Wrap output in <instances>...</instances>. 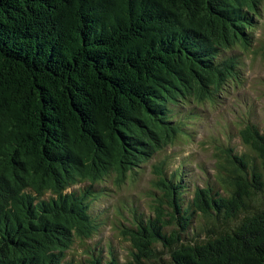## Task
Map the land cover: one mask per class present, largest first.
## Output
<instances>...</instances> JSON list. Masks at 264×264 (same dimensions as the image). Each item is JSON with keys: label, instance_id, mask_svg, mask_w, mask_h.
<instances>
[{"label": "trees", "instance_id": "obj_1", "mask_svg": "<svg viewBox=\"0 0 264 264\" xmlns=\"http://www.w3.org/2000/svg\"><path fill=\"white\" fill-rule=\"evenodd\" d=\"M263 20L264 0H0V264H72L103 185L172 146L183 109L242 83ZM237 135L245 152L216 148L214 185L188 200L154 166L149 216L120 230L127 258L82 264H264V127ZM196 216L211 227L189 239Z\"/></svg>", "mask_w": 264, "mask_h": 264}, {"label": "rangeland", "instance_id": "obj_2", "mask_svg": "<svg viewBox=\"0 0 264 264\" xmlns=\"http://www.w3.org/2000/svg\"><path fill=\"white\" fill-rule=\"evenodd\" d=\"M255 44L251 52L242 57L241 84L231 86L218 94L213 103L191 105L178 117L184 119L182 135L172 146L164 148L153 159L142 165L119 187L111 178L101 188L102 192L91 205L90 214L99 225L97 234L83 242H75L67 253L72 264H82L88 253L110 254L120 261L127 258L129 243L120 234L122 227L131 226L133 215L149 216L154 166L164 162L165 171H177L182 182L187 183L183 198L188 200L195 188L214 185L218 160L216 148L231 147L237 154L245 152L237 131L245 122L264 127V20L255 32ZM189 113V116H187ZM218 148V150H220ZM79 186L74 187V189ZM100 191V190H99ZM210 230V224L195 217L187 238L195 239L200 227ZM205 239V236L199 240ZM160 264H169L162 253Z\"/></svg>", "mask_w": 264, "mask_h": 264}]
</instances>
